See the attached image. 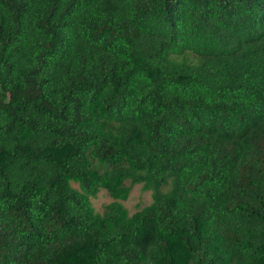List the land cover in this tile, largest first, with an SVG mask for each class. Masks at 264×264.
<instances>
[{
	"label": "trees",
	"instance_id": "trees-1",
	"mask_svg": "<svg viewBox=\"0 0 264 264\" xmlns=\"http://www.w3.org/2000/svg\"><path fill=\"white\" fill-rule=\"evenodd\" d=\"M0 264H264V0H0Z\"/></svg>",
	"mask_w": 264,
	"mask_h": 264
},
{
	"label": "rangeland",
	"instance_id": "rangeland-1",
	"mask_svg": "<svg viewBox=\"0 0 264 264\" xmlns=\"http://www.w3.org/2000/svg\"><path fill=\"white\" fill-rule=\"evenodd\" d=\"M74 188H77L76 183H70ZM151 200L150 192L144 190L140 184H134L131 186L130 191L125 200L120 201L126 209L128 215L141 209L149 204ZM111 201L104 189H99L97 193L89 197V203L94 212L100 213L103 206Z\"/></svg>",
	"mask_w": 264,
	"mask_h": 264
}]
</instances>
